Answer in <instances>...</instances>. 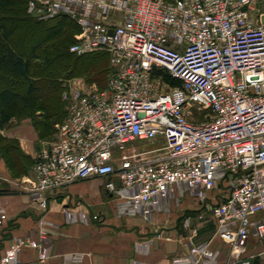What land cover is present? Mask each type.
Masks as SVG:
<instances>
[{"label": "built area", "instance_id": "1", "mask_svg": "<svg viewBox=\"0 0 264 264\" xmlns=\"http://www.w3.org/2000/svg\"><path fill=\"white\" fill-rule=\"evenodd\" d=\"M28 13L70 18L80 27L70 53H107L111 68L103 90L66 85L68 116L28 180L34 201L47 211V194L100 178L117 214L151 221L190 196L230 246L226 264H253L249 251L264 245V0H30ZM8 220L0 203V228ZM40 236L14 237L0 264L25 249L45 260Z\"/></svg>", "mask_w": 264, "mask_h": 264}, {"label": "crops", "instance_id": "2", "mask_svg": "<svg viewBox=\"0 0 264 264\" xmlns=\"http://www.w3.org/2000/svg\"><path fill=\"white\" fill-rule=\"evenodd\" d=\"M37 115L40 121L41 112ZM0 137L15 141L22 154V163L17 165L14 155L11 158L0 149V203L9 215L0 228V255L14 237L31 235L40 240L45 230L46 259L41 261L37 250L25 249L20 264H174L176 258L226 264L231 259L230 246L216 235L214 220L200 212L190 196L172 199L168 212L159 208L146 221L141 216L117 214L122 202L106 191L104 179L95 178L47 194L49 207L43 211L29 192L28 180L50 136L41 135L33 117L16 116L0 129ZM65 211L74 213L73 221ZM202 214L204 219L199 218ZM194 247L214 252L213 262L192 254ZM249 254L264 264V245L255 244Z\"/></svg>", "mask_w": 264, "mask_h": 264}, {"label": "trees", "instance_id": "3", "mask_svg": "<svg viewBox=\"0 0 264 264\" xmlns=\"http://www.w3.org/2000/svg\"><path fill=\"white\" fill-rule=\"evenodd\" d=\"M28 3L29 0H0V6L21 11L29 22L25 25L28 38L25 40L28 41L26 50L15 47V30L0 23V129L8 126L13 117L29 116L34 118L41 135L49 137L56 132V124L63 122L68 116L66 105L62 101L66 79L90 73L88 84L97 85L103 90L107 87L111 68L107 53L98 52L85 56L70 53L69 48L75 43V35L80 33L76 22L66 16L46 22L34 20L27 15ZM6 19L8 18L0 11V22ZM52 59L58 61L61 67L56 69ZM87 68L90 71L80 72ZM5 72L10 76L7 80L2 78ZM164 77L172 85H180L179 81L170 79L168 75L165 74ZM44 78L48 79V83ZM17 82L23 84V90L16 89L14 85ZM38 112H41L40 121L37 119L40 116L37 115ZM0 149L10 157L14 155L13 162L15 160L17 165L22 163V154L15 141L0 137Z\"/></svg>", "mask_w": 264, "mask_h": 264}, {"label": "rangeland", "instance_id": "4", "mask_svg": "<svg viewBox=\"0 0 264 264\" xmlns=\"http://www.w3.org/2000/svg\"><path fill=\"white\" fill-rule=\"evenodd\" d=\"M30 1V0H29ZM14 8L13 7H9V6H0V11L5 15V17H7L8 19L6 20H2L3 22H0L1 24H5L7 25V27H12L14 30H15V33H16V36H17V41H14V44H15V47L18 49H21V50H26V45H27V42L28 41H25L27 38L26 36V29H25V25H27L29 22L25 20V14H23L21 11L19 12H16L15 10H13ZM27 15L29 17H31L28 13V7H27ZM16 24V25H15ZM41 33V31H40ZM17 45V46H16ZM74 58V57H73ZM52 64H54V67L57 69L58 66L61 67V65L58 64V61L52 59ZM80 63V62H79ZM82 65V64H81ZM84 65V64H83ZM106 66V65H105ZM87 71H90L88 68L87 69H83V70H80V72L82 73H86ZM7 72H5V74H3L2 78L3 80L6 79L7 80V76L6 75ZM10 77V76H9ZM45 79V78H44ZM90 79V73H87V76H75V77H70L69 79H66L65 81V85H69L68 83H77L79 81H83L85 83H89L88 81ZM9 81V80H8ZM46 83H48V79H45ZM10 82V81H9ZM8 82V83H9ZM15 82V81H13ZM89 85V84H88ZM15 87H17L16 89L17 90H23V84L17 82L16 85H14ZM92 86V85H90ZM97 86V85H96ZM46 87L48 88V84L46 85ZM66 90H67V87H66ZM65 90V91H66ZM65 93V92H64ZM63 93V95H64ZM63 95H62V101L65 103L66 105V108H67V111H68V103L66 101H64L63 99ZM56 134L55 132L53 133V135H51L49 138H48V142H52L55 138ZM48 146V145H47ZM152 146L150 145H144L142 147L143 150H149L151 149ZM32 178V177H31ZM85 220V219H84ZM22 253V252H21ZM20 253V254H21ZM19 259H20V255H19ZM258 262V264L261 262V260L259 259H254L253 260V264H256ZM19 264H20V260H19Z\"/></svg>", "mask_w": 264, "mask_h": 264}]
</instances>
